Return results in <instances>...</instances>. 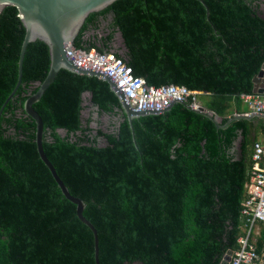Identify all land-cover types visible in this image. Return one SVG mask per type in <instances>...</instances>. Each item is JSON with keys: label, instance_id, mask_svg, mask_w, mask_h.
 <instances>
[{"label": "trees", "instance_id": "1", "mask_svg": "<svg viewBox=\"0 0 264 264\" xmlns=\"http://www.w3.org/2000/svg\"><path fill=\"white\" fill-rule=\"evenodd\" d=\"M204 2L209 16L197 0H118L91 14L73 44L114 52L150 86L204 93L199 100L218 125L188 101L135 118L132 129L107 82L64 69L34 105L46 156L98 231L100 264H221L240 248L264 118H234L247 113L241 96L253 94L264 65V0ZM25 34L18 9L5 8L0 109L17 84ZM50 63L47 44L28 45L22 83L0 118V264H96L93 233L40 159L24 109ZM87 93L97 119L84 115ZM103 116L112 131L100 127ZM260 227L254 241L264 259Z\"/></svg>", "mask_w": 264, "mask_h": 264}, {"label": "water", "instance_id": "2", "mask_svg": "<svg viewBox=\"0 0 264 264\" xmlns=\"http://www.w3.org/2000/svg\"><path fill=\"white\" fill-rule=\"evenodd\" d=\"M116 1L118 0H0V15L5 8L10 6L16 7L19 11V17L26 30L20 53L18 81L14 90L0 109V118L6 105L15 96L22 83L23 64L28 45L36 41L44 42L50 49V70L46 79L41 84H38L37 92L26 100L24 109L26 114L36 123V144L40 159L49 169L64 197L77 206V217L79 220L93 233L96 264H100L98 231L94 225L84 217V210L86 207L84 201L80 198L74 197L70 193L68 187L62 181L55 167L46 156L43 147L44 123L42 117L34 109V105L41 100L62 69L78 75L97 77L107 82L111 91L119 98L132 129V122L135 118L165 113L172 109V107L176 104V102H173L169 107L162 110H136L131 106L124 93L117 87L115 82L110 77L101 72L84 70L77 67L67 55L66 45L74 42L82 30L87 18L93 13L105 10ZM197 1L202 3L207 8V14L209 16V10L204 0ZM253 81V93L264 95V65ZM181 104L187 105V103ZM195 112L203 114L218 125V117H214V114L206 108L203 107L200 110H195ZM254 117H256V115H235L234 119H253ZM233 253V251H229L221 264H229Z\"/></svg>", "mask_w": 264, "mask_h": 264}, {"label": "built area", "instance_id": "3", "mask_svg": "<svg viewBox=\"0 0 264 264\" xmlns=\"http://www.w3.org/2000/svg\"><path fill=\"white\" fill-rule=\"evenodd\" d=\"M66 52L77 67L101 72L110 77L124 93L136 110H162L173 102L188 103L192 110L204 106L199 96L204 93L192 91L183 86H150L146 80L134 75L133 69L114 52L101 53L96 49L89 51L75 48L73 43L66 45ZM241 100L247 108L245 116L256 115L264 118V95H242ZM240 115V114H239ZM250 178L246 185L247 198L241 215L244 221L243 235L238 242L240 248L232 255L229 264H255L259 259L254 237L260 236V225H264V141L255 142L252 154Z\"/></svg>", "mask_w": 264, "mask_h": 264}, {"label": "rangeland", "instance_id": "4", "mask_svg": "<svg viewBox=\"0 0 264 264\" xmlns=\"http://www.w3.org/2000/svg\"><path fill=\"white\" fill-rule=\"evenodd\" d=\"M89 35V34H88ZM122 39L120 34L116 35V40H115V51H120L122 53L121 50H123L122 48ZM84 105L88 107V110H86L84 112V115L87 116L90 112H93V116L95 119L98 118V115L96 113V108L91 107V103H90V95L87 93L84 95ZM117 124V121H115ZM93 128H97V122H94L92 124ZM102 129H104L105 131H112L114 128L111 126V122H110V118L108 116H103L101 118V126ZM60 133L63 135L64 131H60ZM99 144L101 146L106 145V141L104 139H100ZM264 263V259L263 256H259V260L255 263V264H263Z\"/></svg>", "mask_w": 264, "mask_h": 264}, {"label": "crops", "instance_id": "5", "mask_svg": "<svg viewBox=\"0 0 264 264\" xmlns=\"http://www.w3.org/2000/svg\"><path fill=\"white\" fill-rule=\"evenodd\" d=\"M258 140H263L264 141V134H260Z\"/></svg>", "mask_w": 264, "mask_h": 264}]
</instances>
